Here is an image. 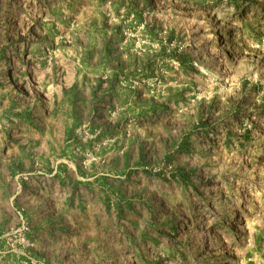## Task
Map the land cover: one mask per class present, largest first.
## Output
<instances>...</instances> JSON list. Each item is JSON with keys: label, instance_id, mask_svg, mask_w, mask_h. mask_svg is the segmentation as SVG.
<instances>
[{"label": "rangeland", "instance_id": "374dc122", "mask_svg": "<svg viewBox=\"0 0 264 264\" xmlns=\"http://www.w3.org/2000/svg\"><path fill=\"white\" fill-rule=\"evenodd\" d=\"M0 264H264V0H0Z\"/></svg>", "mask_w": 264, "mask_h": 264}]
</instances>
